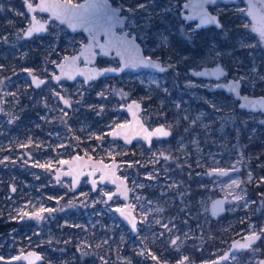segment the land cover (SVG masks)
I'll list each match as a JSON object with an SVG mask.
<instances>
[{"label":"rangeland","instance_id":"374dc122","mask_svg":"<svg viewBox=\"0 0 264 264\" xmlns=\"http://www.w3.org/2000/svg\"><path fill=\"white\" fill-rule=\"evenodd\" d=\"M29 1L36 3L37 0ZM186 1L171 0V5ZM112 2L119 7L122 2L134 5L144 0ZM255 2L259 6V0ZM24 4L22 8L16 0H9L7 6L0 4V17L7 22L0 35V65L5 66L0 71V77H6L4 91L16 94L4 96L0 92V161H3L0 163V220L4 218L2 225L12 223L9 234L0 233V258L9 259L22 251L36 248L45 256L43 264H157L147 252L139 254L143 248L151 251L159 264H180L185 257V264H213L234 240L247 234L261 233L264 229V199L249 198L244 170L246 173L251 170L256 186V178L264 176V167H258L264 165V124L260 123L264 114L241 110L238 101L231 95L184 86L186 81L193 79L186 74L188 69L205 58L213 45L222 53L220 61L228 69L230 77L236 73L237 62L242 61L239 65L241 69L248 66L249 52L255 54L258 62L264 59V44L257 43L259 34L251 31L254 26L251 17L235 10L237 6L247 9V0H242L240 5L227 6L229 10L221 14L241 23L239 29L233 28V25L223 31L208 28L193 33L190 41L180 30L181 22L175 11L167 13L163 19L156 16L147 32L128 28L137 35L147 55L163 57L171 52L173 60L180 61L169 73L126 72L88 85L83 80L59 84L50 80L38 88L25 76L27 71L24 69L51 79L57 73L56 64L66 55L78 52L87 38L83 33H71L66 26L55 21L45 35L25 38L24 30L31 26L32 18L26 13ZM169 6L170 0H154L158 12ZM224 6L220 5L221 8ZM141 14L137 12L138 16ZM37 16L40 21L47 18L45 15ZM157 32L169 34L172 49L149 52L156 44ZM141 35L147 38L142 41ZM241 37L245 42L251 40L256 43V47L240 49L238 40ZM231 42L236 44L228 47ZM181 57L187 59L180 60ZM97 65L117 67L119 62L117 59L101 58ZM177 72L179 75H176ZM163 77L167 78L164 86L171 95L149 90L154 78ZM257 88L264 89V86L257 85ZM53 89L71 98L72 108L68 109L67 117L59 112L63 104L58 101ZM244 92L257 95L247 88ZM262 94L264 92L258 95ZM202 97L224 106L238 124L241 120L247 121V127L241 125L238 138L232 128L227 129L228 135L223 138L218 132L207 140L201 136V151H197L191 136L185 132L186 121H178L176 102L180 103L181 109L202 110L209 117L227 115V112L214 113ZM132 99L143 103V117L149 126L162 123L175 130L176 134L169 140L158 141L152 148L142 143L128 147L120 140L110 139L107 133L129 120L121 107ZM237 145L243 146L245 154V163L238 165L241 170L228 177L210 178L206 173L212 168H229L236 161L240 152ZM74 154L106 161L117 158L123 163L120 174L127 177L132 188V203L143 220V232L132 235L117 214L108 207H99L106 202L101 190L109 193L113 190L109 185L93 192L88 179H85L82 188L73 191L70 179L55 181L59 160L70 159ZM160 154H170L172 159L165 161ZM37 162L50 163L51 166H33ZM126 162H131L132 166L129 167ZM153 173L158 175L153 180L146 179L147 174ZM232 179L240 180L239 188L228 187ZM13 186L15 192L11 191ZM241 189L244 190V198L233 201L230 193H239ZM218 196L229 197L230 203L227 214L214 219L209 205ZM40 207L57 210L42 213L46 217L43 221L26 220L28 216L19 215L21 210L30 215ZM157 208L161 211H156ZM142 209L147 210L146 217ZM157 220L161 224L168 223L172 231L161 227ZM177 237L179 239L173 245L171 240ZM262 255L264 233L258 245L248 252L233 254L223 264H259Z\"/></svg>","mask_w":264,"mask_h":264},{"label":"snow or ice","instance_id":"6c2138e0","mask_svg":"<svg viewBox=\"0 0 264 264\" xmlns=\"http://www.w3.org/2000/svg\"><path fill=\"white\" fill-rule=\"evenodd\" d=\"M248 8L247 9H240L238 6L235 10L243 12L246 16L251 17L253 27L251 28L252 32H258L259 34V41L257 43L264 44V0H259V6L255 2V0H247ZM27 3V0H26ZM223 3V0H187V2L180 4V5H171L165 7L162 12H158L154 7V0H144L142 3L136 4H125L121 3L119 7H113L109 0H86L85 3H73L72 0H40V4L37 8H33L31 3H27V6L30 11H39V12H48L51 13V16L55 20H59L61 24L67 23L69 27L72 28L73 31L76 29L82 28L86 31L89 35L91 43L85 45L84 52H88L90 55H103V56H110L112 52H115V55L120 58V61L123 64V67L117 68H106L103 70L101 74L104 73H117L124 71L125 68H144V69H152L157 71L158 73H166L170 70H174L176 68V64L180 61H174L171 55V52L167 56H153L151 54L144 56L141 54L140 45L137 44L135 41L137 37L131 36L130 32L126 30L127 28L132 29H141L142 32H147V30L152 26V21L156 16H160V18H164L167 13H171L173 11L177 12L180 19V30L184 35L185 39L191 40L192 34L195 32H199L203 28H207L209 26H213L218 30L223 31L224 26L220 21V15L223 12L228 11L227 5L223 8L220 5ZM212 7V11H209V7ZM258 9V11H257ZM183 10H188L190 14L185 15ZM140 11L142 14L137 15V12ZM195 21L196 23L191 24L188 22ZM187 24V30L186 29ZM245 28L248 25H244ZM121 29V34H117L116 29ZM47 31V28L44 23H41L35 17H32L31 26L24 30V35L26 37H32L34 33H44ZM103 35L106 37V41L101 43L100 36ZM156 44L149 52L157 51V50H169L173 48L171 40L169 38V34L165 32H157L156 34ZM147 37L145 35H141L140 39L143 41ZM6 39V37L4 38ZM239 48L240 49H252L256 47V43H253L251 40L245 42L244 38L241 37L238 40ZM96 49H99V53L96 52ZM83 55V52H82ZM222 53L218 51L215 45L210 47L208 55L203 58L202 60L196 61L195 65L188 69L186 73L188 76L192 77L193 79L188 80L185 82V88L193 89V88H202L209 92H217V91H226L229 94H232L235 99L241 101L238 107L241 110H247L250 113H261L264 114V97L259 99L256 98H249V94H242L241 89L247 88L249 89L250 93H254L257 85L264 86V59H261L259 62L253 52H249L250 60L249 64L246 68L241 69L240 64L242 61L237 62L235 65L236 73L230 79L228 78V71L227 69L222 66L220 57ZM73 60L79 59V57H73ZM187 57H181L180 60H186ZM67 61V58H65ZM214 65V66H209ZM4 65H0V71L4 69ZM57 67L61 69L60 75L53 74L51 79H53L57 84L60 83L62 79H74V76L67 75L65 76L64 73V64H58ZM32 76L31 69H24ZM47 71V69H45ZM176 75H179L177 72ZM6 77H0V92L4 96L13 95L15 93H11L8 91H4V80ZM167 78H154L149 85V90H160L168 95H171L169 89L164 86ZM33 83L36 87H39L42 84L46 83L45 79H40L37 77H32ZM152 85L155 87L153 88ZM54 95L57 97L59 102H62L63 107H59V112L63 114V117H67L69 115L68 109L72 108V101L71 98H66L64 95L61 94L59 90L53 89L52 90ZM195 95V93H190ZM99 95L104 96L103 93ZM122 95H126L123 94ZM105 99L107 97H104ZM205 99V103L209 105V107L213 110L214 113L220 112H227V115L216 117L209 115L204 111L193 112L190 108L181 109L180 103L176 102L175 104V111L178 114V121L184 120L187 123L185 127V132L189 133L191 136L192 144L196 146L197 151H201L199 148V138L203 136L205 140L210 139L213 133L218 132L220 136L226 137L228 135V128H232L233 131L236 133L237 138L239 137V133L241 132L243 127H247V121L241 120L239 124L237 123L236 119L233 117L232 113L224 108V106L215 103L214 101H210ZM47 106V105H45ZM137 108L140 105L137 103L135 105ZM2 110V109H0ZM12 122V119L9 120V123ZM261 124H264V120H260ZM127 127V125L121 123L115 126L113 131L107 133L109 136H118L119 129H123ZM193 129H196L195 131ZM254 131V130H253ZM153 135H157V138L160 137H168L171 135L169 131H166L163 126L158 127L155 129V132L149 133L148 136L145 137L146 140H149L150 137ZM251 139V135L249 136ZM97 139H101L100 136H97ZM130 143V141H126ZM31 144V140L28 141ZM27 145H21V147H25ZM63 147V145H60ZM39 147V145H37ZM181 147L184 145L181 143ZM240 148L239 156L234 161L229 168H212L206 174L211 177H228L230 176L231 172H237L241 169L238 165H243L245 163V154L242 150L243 146L237 145ZM165 161L172 159V156L160 154ZM29 158H31L29 156ZM7 159V158H6ZM75 160H80V156H76ZM159 159V157H158ZM3 161H0L2 163ZM128 163V166L131 167V162ZM59 164H69L70 162L67 160H59ZM33 166H39L41 168L50 167L49 164H34ZM258 167H264V165H259ZM71 172V166L69 167V173ZM69 173H65L68 175ZM92 175V173H89ZM158 173L147 174L146 179L153 180ZM59 181V176L56 177ZM105 179L104 175L102 174L99 181H92L93 189H95L96 184L98 182H103ZM127 179V177H125ZM258 183L257 186L260 184H264V176H260L256 178ZM253 181V175L251 170L249 169L247 172V182L251 183ZM73 184L76 183L75 179L72 181ZM135 184V181H134ZM139 187H144V185H138ZM175 185H170V187H174ZM235 186L236 188L240 187V180L239 179H232L228 183V187L232 188ZM12 192H15L16 189L13 186L11 188ZM104 196L108 197V200L112 199L111 193L108 191L101 190ZM232 196L233 201H240L244 198V190L241 189L239 193H230ZM261 196H264V193H260ZM124 199H127V196H124ZM225 201H217L213 205V215L217 214V210L223 211L222 205ZM95 203V200L93 201ZM151 203V202H149ZM57 209L48 207H40L36 212L29 215L27 211L21 210L19 212L20 216H28L30 219H36L39 221H43L46 219L42 213H53ZM111 211H115L120 216H122L125 220L128 219L127 214L125 213V208L122 206H115L110 207ZM144 212L145 217L147 216V210L142 209ZM156 211H161V209L157 208ZM131 224L132 231L137 230V225L135 222L129 220ZM143 223V220H141ZM157 224H161L159 220L156 221ZM187 223V221H185ZM75 227H79V225H75ZM161 227L167 229L169 232L172 231V228L169 227L168 223L161 224ZM261 233H264V229H261ZM176 239L171 240L173 245L177 243ZM247 243L237 245L239 248H250L252 244L255 243L256 240L260 239V235L253 233L244 237ZM107 243V241H105ZM233 247H236L234 245ZM256 251V250H253ZM147 252L148 256H151L152 260H156L157 264L159 261L157 257L151 252L147 251L146 249H141L140 255H144ZM86 254V253H82ZM35 255V253H32ZM39 258V257H37ZM235 259V257H232ZM187 257L180 261V264H185ZM229 254H224L219 257L214 264H221V261H228ZM259 264H264V260H261Z\"/></svg>","mask_w":264,"mask_h":264},{"label":"water","instance_id":"95a60500","mask_svg":"<svg viewBox=\"0 0 264 264\" xmlns=\"http://www.w3.org/2000/svg\"><path fill=\"white\" fill-rule=\"evenodd\" d=\"M72 2L73 3L83 4V3L86 2V0H82L81 2H74V1H72ZM27 3H31L33 5V8H37L38 5L40 4V0H37L36 3H33L31 1H29V0H27ZM27 3L25 2L24 7H25V10H26V13L31 18L35 17L37 20H39L38 17H37L38 14L47 16V19L44 22H41L39 20L41 23L45 24V26L47 28V31L44 32V33H34L33 36L30 37V38H33L35 35H38V36L45 35L48 32L49 25L53 21L59 23L60 25L66 26L67 29L71 33H80V32H82L87 37V42L81 45V49L78 52H76L74 54L66 55L64 58L61 59V61L59 63L56 64L57 73L55 75H60V73H61V69L59 67H57V65L58 64H64L65 76H67V75L74 76V79H71V80L62 79L60 82H63V81L75 82V81L83 80L84 83L86 85H88V84H90V83H92V82H94L96 80L101 79V78L109 77L111 75H120V74H123L125 72H137V73H139V72H144V71H150V72L158 73L157 71L152 70V69L125 68L124 71H122V72L101 74L103 72V70L106 69V68H117V67H99L97 65V61H98L99 57L116 58L120 62V66L119 67H123V64L120 61V58L115 55L114 51L112 52V54L110 56H103V55H100V54H97V55L93 56V55H90L88 52H84L85 45H88V44L91 43L89 35H88V33L86 31H84L82 28H79V27L76 29V31H73L72 28L69 27L67 23L61 24L59 20L53 19L52 16H51V13L39 12V11H30L28 6H27ZM109 3L113 7H117V6H115L113 4L112 0H109ZM241 3H242V0H223V3L221 5L236 6V5H240ZM212 10L213 9L210 6L209 7V11L211 12ZM183 11H184L185 15L190 14L188 12V10H183ZM220 21H221V23L224 26V23H223V21L221 19V15H220ZM188 23L194 24L196 22L192 21V22H188ZM212 27L213 26H209V27L203 28V29H208V28H212ZM203 29H201V30H203ZM126 30H128L130 32L129 29H126ZM121 31L122 30L119 29V28L116 29L117 34H121ZM131 36L137 37L136 34H132ZM24 37L30 39L29 37H26L25 35H24ZM106 39L107 38L104 37L103 35L100 36L101 43H104L106 41ZM135 42L140 45L141 54L144 55V56H147V54L145 52V49H144V46L141 44V42L138 39H136ZM82 52H83V55H82ZM96 52L99 53V49H96ZM73 57H79V59L73 60L72 59ZM65 58H67V61L65 60ZM227 71H228V69H227ZM158 74H165V73H158ZM228 74H229V71H228ZM25 76L28 79H30L32 85L35 88H38V87H36V85L32 81V77L33 76L37 77V78H40V79H45L46 80L45 84L48 83V79L42 78V77H40L38 75H35L34 73H32V76H30L29 73L27 72L25 74ZM51 80L54 83H56L53 79H51ZM45 84H42L39 87H42ZM241 92H242V94H247V93L244 92L243 88L241 89ZM227 94L233 96L232 94H229V93H227ZM261 97H264V94H262V95H250L249 94V98L250 99H252V98L259 99ZM235 100H237V99H235ZM240 102L241 101H238V105H239ZM137 103L140 105L139 108H137L135 106ZM1 105H2V100L0 99V106ZM124 109L128 112L130 121L127 122V123H124L125 125H127V127L118 130L119 131V135L118 136H110V139H112V140H121V141H123L124 143H126L128 145H130L134 141H142L144 143H147V145L150 147L152 145V142H153L154 139L170 138L173 135V132H172L171 129L167 128L165 125H159L156 128L163 126L166 131H169L171 133V135H169L168 137H160V138H157V135H153V136L150 137V143H149V140H146L145 137L148 136L149 133L155 132L156 128L151 130L144 123V120L141 117V113L143 111V104L140 101H138L136 99H133L124 107ZM245 111H247V110H245ZM257 113H259V112H257ZM113 129H112V131H113ZM126 141H130V143H128ZM77 155L81 157L80 160H75L74 159ZM67 161L70 162V165L69 164L60 165V167L57 169L56 175L54 177L56 182L64 180L65 178L71 179V181H73L75 179L76 183L75 184L72 183V188H73V191H78L81 188L82 180L84 178H86V177L89 178V184L93 188L92 181H94V180L95 181H99L101 175L103 174L104 177H105L104 181L103 182H98L96 184V187H95L94 190H97L99 185H109L111 187H114L115 188V192L113 193L112 196H120L121 201L124 203L123 207L125 208V213L127 214L128 219L125 220L122 216L121 217L123 218V220H125L129 224L130 227H131V224L129 223V220L135 222L136 225H137L138 218L135 216V213H134V210H133L132 204H131V198H130L131 188L129 186L128 180L125 179V177L120 174V171H119V167L121 165L120 161H118L117 159H112L110 161H106V160L100 159V158L87 157V155H85V154H82V155L74 154ZM70 166H71V172L69 173V167ZM84 170H87V171H84ZM65 173H69V174L65 175ZM89 173H92V175H89ZM232 173H234V172H231V174ZM57 176H59V178H60L59 181L56 179ZM125 195L127 196V199H124ZM217 201H225L223 203V205H222V208L224 210L223 211L217 210V214L213 215V205ZM228 202H229V197H226V196H218V197H216L214 200L211 201V203L209 205L210 214L216 219L219 218L220 216L225 215L227 213V211H228V208H227ZM258 235H260V238L262 237V234L259 233ZM258 241H259V239L256 240L255 243L252 244V245L257 244ZM237 242H239V244L247 243L246 239L235 240L234 243L232 244V247L224 253V254H229V258L231 256V254H233L234 252H240V251H244V250H248L249 249V248H239L238 245H237ZM234 245H236V247H233ZM32 253H35V255H32ZM37 257H39V258H37ZM217 260H215V261H217ZM0 261L4 262V263H7V264H17V263L40 264L43 261V256L38 251L30 250L28 252H24V253L20 254L19 256L15 257V258H12V259H1ZM225 262H227V261H221V264H223Z\"/></svg>","mask_w":264,"mask_h":264},{"label":"flooded vegetation","instance_id":"af4514ba","mask_svg":"<svg viewBox=\"0 0 264 264\" xmlns=\"http://www.w3.org/2000/svg\"><path fill=\"white\" fill-rule=\"evenodd\" d=\"M114 4V3H113ZM41 15V14H40ZM46 16V15H45ZM38 17V16H37ZM47 17V16H46ZM47 19V18H46ZM221 19H222V17H221ZM223 21V20H222ZM41 22H44V21H41ZM52 23V22H51ZM50 26V25H49ZM49 28V27H48ZM212 28H214V27H212ZM128 29V28H127ZM130 30V29H129ZM203 30H205V29H203ZM202 31V30H201ZM80 33H82V32H80ZM84 34V33H83ZM130 34L132 35V34H135V33H132L131 31H130ZM85 35V34H84ZM35 36H38V35H35ZM86 36V35H85ZM87 38V37H86ZM138 39V38H137ZM87 42V41H86ZM86 42H84V43H86ZM83 43V44H84ZM101 58H103V57H99V59H98V61L101 59ZM109 59H116V58H109ZM118 60V59H117ZM97 61V62H98ZM118 62H119V60H118ZM223 65V64H222ZM120 66V62H119V65L117 66V67H119ZM213 66V65H212ZM224 66V65H223ZM106 67H113V66H106ZM170 72V71H169ZM169 72H167V73H169ZM126 73V72H125ZM166 74V73H165ZM121 75V74H120ZM112 76H119V75H111V77ZM228 78L230 79L231 77L229 76V74H228ZM51 79H48V82L50 81ZM52 81V80H51ZM215 93H224V94H226V95H228L227 93H226V91H217V92H215ZM133 100V99H132ZM137 100V99H136ZM131 101V100H130ZM129 101V102H130ZM139 101V100H138ZM128 102V103H129ZM141 102V101H140ZM127 103V104H128ZM142 103V102H141ZM126 104V105H127ZM143 104V103H142ZM126 105H123L122 107H121V110L122 111H125L126 112V114L128 115V112L124 109V107L126 106ZM144 110H145V107H144V105H143V111H142V113H141V117L143 118V120H144V123L152 130V129H154V128H156L157 126H159V125H165V124H162V123H159V124H156V125H153V126H149L146 122H145V119H144V117H143V113H144ZM128 118H129V115H128ZM130 121V118H129V120L127 121V122H129ZM127 122H125V123H127ZM124 124V123H123ZM166 126V125H165ZM167 128H169V129H171L172 130V132H173V135L170 137V138H163V139H154L153 140V142H152V145L149 147L148 145H147V143H144V142H142V141H134V142H132L130 145H128V144H126L128 147H131V146H133L134 144H136V143H142V144H144L147 148H152L158 141H164V140H169V139H171L176 133H175V130H173L172 128H170V127H168V126H166ZM121 141V140H120ZM123 142V141H122ZM124 143V142H123ZM92 158H94V157H92ZM114 159H117V158H114ZM67 160H69V159H67ZM118 160V159H117ZM118 161H120V160H118ZM121 162V161H120ZM122 162H121V165H120V167L122 166ZM61 165V164H60ZM120 167H119V171H120ZM58 169V168H57ZM57 169L55 170L56 172H57ZM84 171H87V170H84ZM85 179H88V184H89V178H84L83 180H85ZM71 180V179H70ZM83 180H82V184H81V188H82V185H83ZM129 182V181H128ZM71 183H72V181H71ZM90 185V184H89ZM102 186H104V185H99V187H98V189L97 190H94L93 188H92V186L90 185V187L92 188V191L93 192H97V191H99V189L102 187ZM129 186H130V184H129ZM111 187V186H110ZM80 188V189H81ZM130 188H131V186H130ZM112 191L110 192L111 194H113L114 192H115V188L114 187H112ZM79 191V190H78ZM132 197H133V195H132V188H131V193H130V198H131V204H132V208H133V210H134V213H135V216L138 218V222H137V230H136V232H134V231H132V229H131V227L129 226V224L125 221V220H123V218L118 214V213H116L115 211H112V212H114L115 214H117L120 218H121V220L126 224V226L128 227V229H129V231L132 233V235H138L140 232H143V230H142V228H141V219H140V217H139V215H138V213H137V210H136V208L133 206V203H132ZM105 198H106V202L103 204V205H101V206H99L100 208H106V207H108L109 209H110V207H115V206H124V203L121 201V198H120V196H112V199L111 200H108V197L107 196H105ZM116 201H117V203H116ZM229 203H230V198H229V202H228V205H229ZM228 205H227V208H228ZM98 207V208H99ZM210 212V211H209ZM228 212V211H227ZM33 214V213H32ZM227 214V213H226ZM31 215V214H30ZM43 215V214H42ZM212 216V215H211ZM224 216V215H223ZM213 217V216H212ZM214 218V217H213ZM214 219H216V218H214ZM218 219V218H217ZM26 220H31L29 217H27L26 218ZM2 222V221H1ZM0 225L2 226V227H4L3 225H2V223H0ZM0 226V232L2 231V227ZM251 234H253V233H251ZM251 234H247V235H245L244 237H246V236H248V235H251ZM256 234H259V233H256ZM260 234H262V237H263V233H260ZM244 237L243 238H238V239H241V240H243L244 239ZM262 237L259 239V241H258V243L257 244H255V245H252L248 250H244V251H240V252H234L233 254H235V253H242V252H248L251 248H253V247H255L256 245H258L260 242H261V240H262ZM238 239H236V240H238ZM235 241V240H234ZM234 241L231 243V245H230V247L227 249V250H229L231 247H232V244L234 243ZM30 250H35V251H38L39 253H41L42 254V256H43V261L40 263V264H43L44 262H45V256H44V254L39 250V249H30ZM30 250H27V251H22L21 253H19L17 256H19L20 254H22V253H24V252H28V251H30ZM226 250V251H227ZM225 251V252H226ZM233 254H231V256L233 255ZM17 256H15V257H17ZM231 256H230V258H231ZM15 257H12V258H15ZM12 258H9V259H12ZM230 258H229V260H230ZM1 259H6V258H0V260ZM218 259V258H217ZM228 260V261H229ZM261 260H264V255H262V257H261ZM227 261V262H228ZM0 264H7V263H4V262H1L0 261ZM17 264H23V263H17Z\"/></svg>","mask_w":264,"mask_h":264},{"label":"trees","instance_id":"16d2710c","mask_svg":"<svg viewBox=\"0 0 264 264\" xmlns=\"http://www.w3.org/2000/svg\"><path fill=\"white\" fill-rule=\"evenodd\" d=\"M16 2H20V7L22 8V6L24 4V1L23 0H16ZM25 2H26V0H25ZM0 4H2L4 6H7L9 4V0L8 1L7 0H0ZM221 17H222V20H223V23H224V29H226V27H232V25H233V28L239 29V27L241 26V23H239L238 21L231 20L230 18L227 17V15H222ZM4 18H6V17H4ZM2 19L3 18L0 17V35L1 36H2V33H3V31H1V30H3L6 27V25H7V22H3ZM235 44H236L235 42H233V43L231 42L228 47H233ZM184 50H189V49H184ZM263 92H264V89L263 88H261V89L257 88V90L255 91V94L258 95V94H261ZM244 175H245V177H247V173H246L245 170H244ZM245 183L247 184L249 198H254V199H256V198H258V199L259 198H263L264 199V196H261L260 195V193H264V184H262L260 186H256V185H254V182L253 181L251 183H248L247 182V179L245 180ZM3 220H4V218H2L0 220V223ZM11 224L12 223H7V224L3 225L4 227H2L0 225L2 227V231L0 233H2V234H9V226Z\"/></svg>","mask_w":264,"mask_h":264}]
</instances>
